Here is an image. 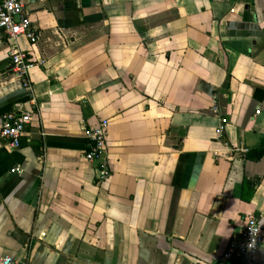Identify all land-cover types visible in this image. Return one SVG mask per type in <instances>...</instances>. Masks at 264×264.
Listing matches in <instances>:
<instances>
[{"label": "crops", "instance_id": "obj_1", "mask_svg": "<svg viewBox=\"0 0 264 264\" xmlns=\"http://www.w3.org/2000/svg\"><path fill=\"white\" fill-rule=\"evenodd\" d=\"M29 8L41 38L22 41L39 61L28 85L0 31V129L10 111L33 115L19 147L0 136V254L30 264H239L224 256L231 242L250 217L264 228V0ZM102 119L104 181L85 157L86 131ZM255 259L264 262V244Z\"/></svg>", "mask_w": 264, "mask_h": 264}, {"label": "built area", "instance_id": "obj_2", "mask_svg": "<svg viewBox=\"0 0 264 264\" xmlns=\"http://www.w3.org/2000/svg\"><path fill=\"white\" fill-rule=\"evenodd\" d=\"M29 2L30 0H0V31L10 44L11 69L25 82V85H28L30 72L39 61L32 57L29 48L22 46V41L33 46L41 38L40 32L31 19ZM214 111H218L217 106H214ZM32 119L33 115L29 110L6 113L1 122V138L11 147H19ZM228 121L227 117L221 118V123L216 131L218 135L225 131ZM109 125L108 119H102L95 127L86 131L90 148L85 157L89 162L95 163L97 178L100 181L106 180L111 174L107 158ZM235 151H239V149H235ZM243 151H247V149H243ZM11 171L21 173L22 168L17 165ZM263 244L264 228L256 217H250L242 231V239L239 242H231L224 256L237 258L239 264H264V262L255 259L256 253ZM0 264L30 263L10 254H0Z\"/></svg>", "mask_w": 264, "mask_h": 264}, {"label": "trees", "instance_id": "obj_3", "mask_svg": "<svg viewBox=\"0 0 264 264\" xmlns=\"http://www.w3.org/2000/svg\"><path fill=\"white\" fill-rule=\"evenodd\" d=\"M244 182H245V183H248V181H247V180H245Z\"/></svg>", "mask_w": 264, "mask_h": 264}]
</instances>
